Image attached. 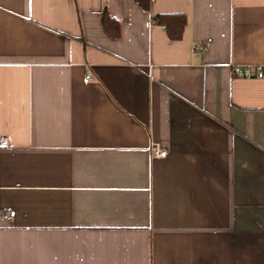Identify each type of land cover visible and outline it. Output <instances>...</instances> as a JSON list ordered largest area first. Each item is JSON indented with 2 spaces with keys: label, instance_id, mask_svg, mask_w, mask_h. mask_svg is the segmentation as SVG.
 <instances>
[{
  "label": "crops",
  "instance_id": "crops-1",
  "mask_svg": "<svg viewBox=\"0 0 264 264\" xmlns=\"http://www.w3.org/2000/svg\"><path fill=\"white\" fill-rule=\"evenodd\" d=\"M250 65L264 0H0V264H264Z\"/></svg>",
  "mask_w": 264,
  "mask_h": 264
},
{
  "label": "built area",
  "instance_id": "built-area-1",
  "mask_svg": "<svg viewBox=\"0 0 264 264\" xmlns=\"http://www.w3.org/2000/svg\"><path fill=\"white\" fill-rule=\"evenodd\" d=\"M204 49L203 46H195L192 51L193 52H199ZM233 73L236 76L244 77V78H263L264 77V66L258 65V66H245L243 68L240 67H234ZM90 79V76L88 75L85 79L86 82H88ZM9 145L7 138H1L0 139V148H7ZM150 154L152 158H162L167 155V150L162 146V144L159 141L151 140L150 142ZM15 211L10 212V216H14Z\"/></svg>",
  "mask_w": 264,
  "mask_h": 264
},
{
  "label": "trees",
  "instance_id": "trees-1",
  "mask_svg": "<svg viewBox=\"0 0 264 264\" xmlns=\"http://www.w3.org/2000/svg\"><path fill=\"white\" fill-rule=\"evenodd\" d=\"M140 5L148 9L150 0H138ZM114 21L112 19L106 18V24L111 27V24ZM156 22L160 25L166 27L169 37L172 40H178L182 37L184 29L187 25V17L184 14H162L159 15L156 19ZM115 24L117 32L115 35L119 34V26Z\"/></svg>",
  "mask_w": 264,
  "mask_h": 264
}]
</instances>
